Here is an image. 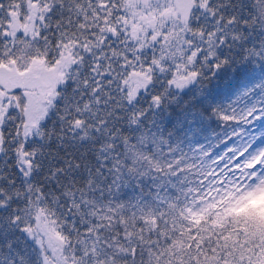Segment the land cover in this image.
<instances>
[{
  "label": "snow or ice",
  "instance_id": "obj_1",
  "mask_svg": "<svg viewBox=\"0 0 264 264\" xmlns=\"http://www.w3.org/2000/svg\"><path fill=\"white\" fill-rule=\"evenodd\" d=\"M254 57L264 0H0V264H264V216L238 213L264 195V100L213 107L211 146L149 134Z\"/></svg>",
  "mask_w": 264,
  "mask_h": 264
},
{
  "label": "trees",
  "instance_id": "obj_2",
  "mask_svg": "<svg viewBox=\"0 0 264 264\" xmlns=\"http://www.w3.org/2000/svg\"><path fill=\"white\" fill-rule=\"evenodd\" d=\"M240 98L244 107H250L264 100V60L252 58L247 61L226 65L203 84L194 83L187 89L176 93L166 107L157 110L154 124L149 134L167 139L168 144L178 151L190 152L197 145L211 146L214 137L220 134L221 125L212 115L211 109L217 105L232 104ZM264 120H259L256 127ZM139 133L140 128L134 129ZM161 147H164L162 144ZM153 150L149 145L147 149ZM127 194L134 188L126 189ZM244 205L238 210L246 211L251 207L264 216V201Z\"/></svg>",
  "mask_w": 264,
  "mask_h": 264
},
{
  "label": "rangeland",
  "instance_id": "obj_3",
  "mask_svg": "<svg viewBox=\"0 0 264 264\" xmlns=\"http://www.w3.org/2000/svg\"><path fill=\"white\" fill-rule=\"evenodd\" d=\"M261 125L256 127V133L257 134H261L264 133V122L260 121ZM258 146L259 145H264V135L260 136V139L257 141ZM254 201H256L257 203H260V201H264V195H261L255 199H253ZM252 203L251 201H249V204Z\"/></svg>",
  "mask_w": 264,
  "mask_h": 264
}]
</instances>
